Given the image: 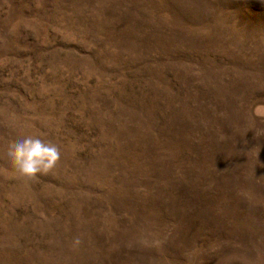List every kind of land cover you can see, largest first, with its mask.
I'll list each match as a JSON object with an SVG mask.
<instances>
[{"label":"rangeland","instance_id":"1","mask_svg":"<svg viewBox=\"0 0 264 264\" xmlns=\"http://www.w3.org/2000/svg\"><path fill=\"white\" fill-rule=\"evenodd\" d=\"M0 264H264V0H0Z\"/></svg>","mask_w":264,"mask_h":264},{"label":"clouds","instance_id":"2","mask_svg":"<svg viewBox=\"0 0 264 264\" xmlns=\"http://www.w3.org/2000/svg\"><path fill=\"white\" fill-rule=\"evenodd\" d=\"M6 156L17 174L31 179L37 174H46L53 169L60 158V153L55 144L46 142L38 135H28L16 140L8 148ZM138 242L149 244V241L143 238ZM158 243L159 241L153 240L151 246H156Z\"/></svg>","mask_w":264,"mask_h":264}]
</instances>
